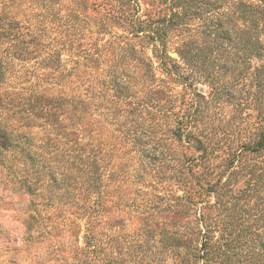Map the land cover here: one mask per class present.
<instances>
[{"label":"trees","instance_id":"trees-1","mask_svg":"<svg viewBox=\"0 0 264 264\" xmlns=\"http://www.w3.org/2000/svg\"><path fill=\"white\" fill-rule=\"evenodd\" d=\"M89 1L101 16L84 14L81 0H0V166L32 198L29 231L35 236L29 242L48 240L42 255L64 264H107L111 228H121L124 217L121 162L134 151L148 164L140 177L183 189L176 207L182 216L191 214L192 227L181 238L193 250L185 264H224L211 243L218 222L204 208L214 195L215 207L233 210L238 179L263 177L264 0H241L237 7L242 69L236 79L247 81L246 65L256 58L251 86L261 130L254 142L229 147L222 162L217 134L200 128L199 107L179 99L170 85L188 91L186 70L205 54L186 35L173 47L176 57L171 54L175 33L191 23L188 0H159L144 12L140 0ZM108 25L124 33H112ZM221 29L214 30L217 36L227 34ZM92 30L109 39L86 45L85 32ZM67 52L77 59L70 68L63 60ZM219 79L217 74L211 83L219 85ZM181 147L197 157L179 158ZM253 156L263 160L252 162ZM234 243L229 249L237 248ZM42 255L31 262L42 264Z\"/></svg>","mask_w":264,"mask_h":264},{"label":"rangeland","instance_id":"rangeland-1","mask_svg":"<svg viewBox=\"0 0 264 264\" xmlns=\"http://www.w3.org/2000/svg\"><path fill=\"white\" fill-rule=\"evenodd\" d=\"M158 1L140 0L143 12L151 10V6L157 5ZM239 1L241 0H188L193 14L189 29L175 33L170 49L172 56L176 57L173 47L186 35L193 42L194 48L201 45L205 50L201 64L193 63L186 70L191 84L188 91L178 83L170 85L175 94L181 95L179 99L184 97L191 106L194 103L195 109L199 107L198 110L203 115L200 128L217 134L222 150L218 153L220 159L217 162H222L227 156L229 147L236 148L254 142L262 126L256 119L252 99L255 88L251 86L257 59L252 58L247 63L249 76L245 83L236 79L242 69L238 41V29L242 27L237 14ZM89 2L81 0L80 10L92 18L101 16L92 11ZM108 27V31L112 33H124L114 25ZM216 28H222L223 33L227 34L217 36L214 31ZM85 35L90 36L84 37L86 45L98 38L109 39V34L97 35L94 30L85 32ZM63 60L66 68H70L77 59L67 52ZM27 64L24 69L29 67V63ZM217 74L220 76L219 85L214 86L211 78ZM177 154L179 158L198 155L193 150L182 147L177 149ZM252 158V162L263 160L255 156ZM121 163L125 164L126 173L122 189L124 217L121 228H111L114 243L107 264H185L188 259L186 254H192L193 250L191 248L189 251L184 242L186 240L181 238L183 232L187 233L192 227L191 214L182 216L180 212L183 210L176 207L177 197L183 194V189L173 181L140 177L144 175L148 164L146 159L134 151L125 154ZM180 165L182 168L183 164ZM182 170L189 177L190 170L186 165ZM17 180L0 166V264H33L31 258L35 254H44L49 245L46 239H42L40 244L29 242L30 236H35L29 231L30 216L33 215L32 198L26 187ZM253 183L257 188L252 191L250 184ZM234 188L233 193L238 198L233 201V210L215 207L214 195L206 198L209 205H205L204 214H208L213 222H218L211 243L221 252L219 259L224 264H264V173L258 182L255 178L251 181L249 176L241 177ZM231 229L233 232H230ZM228 234L232 235L229 237ZM83 235L80 234L81 245ZM232 239L237 243L236 249H229ZM61 243L66 244L64 236ZM194 246L200 248L198 244ZM61 254L64 255L62 252ZM42 258V264H64L57 256L45 253ZM189 258L192 260L193 257ZM188 264H201V261H190Z\"/></svg>","mask_w":264,"mask_h":264}]
</instances>
